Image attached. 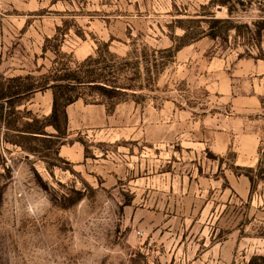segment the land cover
Listing matches in <instances>:
<instances>
[{
  "label": "rangeland",
  "instance_id": "1",
  "mask_svg": "<svg viewBox=\"0 0 264 264\" xmlns=\"http://www.w3.org/2000/svg\"><path fill=\"white\" fill-rule=\"evenodd\" d=\"M89 55L131 88L58 130L50 88L0 97V264L264 255V0H0V95Z\"/></svg>",
  "mask_w": 264,
  "mask_h": 264
},
{
  "label": "trees",
  "instance_id": "2",
  "mask_svg": "<svg viewBox=\"0 0 264 264\" xmlns=\"http://www.w3.org/2000/svg\"><path fill=\"white\" fill-rule=\"evenodd\" d=\"M219 1L222 3L227 2V0ZM184 30L185 31L180 36L181 38L186 36L187 34L186 27H184ZM212 34H214V32H211V35ZM179 46V44L176 45L174 49H178ZM171 48L172 47H167L166 49L174 50ZM97 61V58L91 57L89 55L83 60L78 61L74 67H71L68 64L62 65L60 69V71H62L61 74H56L55 72L52 73V77V74H42L40 76V79H42L41 82H34L35 80H30L25 84L20 82L16 88L10 90L8 93L0 95V97H8L7 102H9V105H12L15 101L28 96L33 91L50 88L52 91V107L50 113L44 117L46 119L45 124H50L58 130V125L55 122V119L59 114L63 117L64 120L66 119V105L69 102L77 99L80 95L75 91V93L70 92L73 91L77 87V85L86 84L87 87L97 88L99 92L107 94L110 92L115 93L122 89L131 88L129 87V85L116 84V80L114 79L110 80L106 77V80H103L104 77L100 74V72L96 71L95 66L84 67L88 64H94ZM19 78L33 79V76L31 74L15 76V79L18 80ZM27 112L31 113L30 110H27ZM45 124L41 127H38L36 130L30 131H35L38 133H48L44 130ZM249 177L250 179H252V176L249 175ZM246 264H264V255H251Z\"/></svg>",
  "mask_w": 264,
  "mask_h": 264
}]
</instances>
